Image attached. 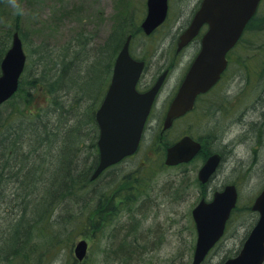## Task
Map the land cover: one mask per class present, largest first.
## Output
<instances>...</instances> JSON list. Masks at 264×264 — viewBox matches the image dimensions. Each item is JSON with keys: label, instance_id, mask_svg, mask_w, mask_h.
<instances>
[{"label": "rangeland", "instance_id": "1", "mask_svg": "<svg viewBox=\"0 0 264 264\" xmlns=\"http://www.w3.org/2000/svg\"><path fill=\"white\" fill-rule=\"evenodd\" d=\"M198 1L170 0L166 24L151 37L145 38L137 32V36H132L130 42L131 53L148 62L140 87L153 84L165 69L168 76L149 116L137 154L109 171L94 185L100 187L103 193H108L116 187L117 174H121V178H125L126 174L134 178V173L139 170L148 179L147 183L140 185L139 194L133 196L134 202L117 214L107 212V200H103V226L96 233L91 230L83 232L84 225H80L81 228L77 226V236L73 244H69L72 246L70 251L67 247L58 252L51 251L53 256L39 264H192L196 234L191 210L201 196V188L195 181L203 160L196 158L177 168H160V161L164 160L165 141L162 139L156 147L152 145V141L158 138L170 92L180 83L193 56V52L187 50L175 58L173 48L174 37ZM145 2L146 0H0V34L7 28L18 26L25 35L26 45L30 47L41 43L54 64L65 52L74 56L75 46L66 49L72 39H80L82 32L87 34L90 43L102 45L113 27L125 16L128 17V26L132 24L129 22L132 20L141 23L146 11ZM261 3L258 17L264 24V0ZM124 28L129 30L125 25ZM254 30L255 28L251 31ZM230 58L231 62H236L235 55L231 54ZM91 65L89 63L87 67ZM236 78L237 75L229 72L219 87L204 98L207 100L210 96L216 97L218 102H223L230 110L228 113L226 108L223 114L216 115V129L222 130V135L224 128L225 131L223 138L215 139L211 145L217 150L229 149L231 154L222 162L208 190L224 183L235 184L238 203L224 236L202 264H220L225 256L239 250L246 230L255 219L249 207L264 185V84H260L256 92L251 89L252 84L248 86ZM90 95L91 99L94 98L96 91L90 92ZM90 102H85L81 108L85 106L86 109ZM239 102L246 106L236 108ZM231 106L238 111H231ZM31 109L34 106L29 108ZM247 123L259 128L258 136L254 135L255 131H251V128L249 136L243 135V129L249 128ZM198 126H202L200 122L180 120L175 123L169 136L179 137L189 127H194L195 133L203 135L205 131ZM226 144L229 147L227 145L224 148ZM109 179L115 181L106 185ZM86 202L87 200L78 202V205H89V212L94 202ZM78 205L59 208L57 214L61 222H57V229L64 231L66 224L73 225L69 224L73 221L71 214L81 213L76 207ZM65 237L66 235L62 238L66 242ZM79 240L88 244L86 256L81 261H77L73 254L74 244ZM128 244L133 248L128 249Z\"/></svg>", "mask_w": 264, "mask_h": 264}, {"label": "trees", "instance_id": "2", "mask_svg": "<svg viewBox=\"0 0 264 264\" xmlns=\"http://www.w3.org/2000/svg\"><path fill=\"white\" fill-rule=\"evenodd\" d=\"M258 16L259 10L233 48L236 62L230 60L224 75L225 78L229 72L234 73L243 84H252L251 89L256 92L260 84H264V24ZM129 22L132 23L130 26L126 16L118 22L103 46L90 43L87 34L82 32L80 39H72L66 49L75 46L74 56L65 52L54 64L41 43L26 45L25 35L18 26L0 34V62L15 31L28 55L17 92L0 106V264H39L53 256L51 251L58 252L65 247L70 251L72 246L69 244H73L77 236V226L84 225L83 232L91 230L95 233L103 226V200H107L106 211L117 214L134 202L133 196L139 194L140 185L147 183L148 179L139 173L140 170L134 173V178L127 174L121 178V174H117L116 187L103 193L94 183L119 164L104 171L97 180H90L98 162L95 111L105 94L115 58L126 37L137 36V32L143 36L140 23ZM124 25L129 30L126 31ZM89 63L92 65L87 67ZM86 90L88 93H84ZM95 91L96 96L91 99L90 92ZM206 96L200 97L195 108L180 120L200 122L202 126L198 127L207 132V138L195 133L194 127L184 130L180 136L188 134L198 140L223 138L225 128L223 135L220 134L222 130L216 129L214 122L216 115L223 114L227 105L218 102L216 97L205 100ZM85 102H90L88 107L81 108ZM241 105L246 106L239 102L236 108ZM32 106L34 109L29 110ZM232 108L231 111H235L236 108ZM173 128L158 133L152 145L156 147L164 139L166 149L174 143L180 136H169ZM209 153L202 149L197 158L203 160ZM159 167L165 168L163 160ZM114 181L109 179L106 185ZM195 184L201 188L204 197L203 187L196 181ZM86 200L89 204L94 202L89 212V205H78ZM71 204L78 205L81 212L71 214L73 221L69 224L74 226L66 224L64 231L57 229V222H61L57 211ZM248 232L249 229L243 240ZM64 235L66 242L62 238ZM132 248L128 244V249Z\"/></svg>", "mask_w": 264, "mask_h": 264}, {"label": "water", "instance_id": "3", "mask_svg": "<svg viewBox=\"0 0 264 264\" xmlns=\"http://www.w3.org/2000/svg\"><path fill=\"white\" fill-rule=\"evenodd\" d=\"M261 0H202L188 28L178 38L177 51L186 46L206 24L207 32L201 40V50L190 65L177 93L167 109L163 130L173 121L191 111L196 97L207 92L220 78L226 67L225 55L239 40L248 21L255 14ZM146 16L141 28L146 35L161 25L167 16L168 0H147ZM128 37L118 53L106 94L95 113L99 135L97 140L98 164L90 179H96L105 169L134 154L139 146L143 128L154 99L163 84L166 72L161 74L146 92L136 90L144 62L136 61L129 54ZM26 56L22 42L15 32L11 47L0 63V105L10 99L18 89L19 78ZM201 150L200 144L189 136L166 149L167 166L188 163ZM221 163L219 154L207 157L197 173L205 184ZM237 201L234 185H227L213 194L209 202L203 199L192 210L197 241L193 263L200 264L210 248L222 236L225 223ZM251 210L258 219L245 239L241 250L224 264H262L264 262V187L253 201ZM87 244L79 241L74 247L75 257L82 260Z\"/></svg>", "mask_w": 264, "mask_h": 264}, {"label": "bare ground", "instance_id": "4", "mask_svg": "<svg viewBox=\"0 0 264 264\" xmlns=\"http://www.w3.org/2000/svg\"><path fill=\"white\" fill-rule=\"evenodd\" d=\"M254 124H249V123H247L246 124V126H249V128L247 129V127L245 128V129H243V135H245V136H249L250 135V128H251V131L253 130V131H255V133H254V135L255 136H258L259 135V128H256L255 127V125L253 126ZM207 132H204L203 133V136L205 137V138H207ZM215 139H207V140H205V139H200V140H198V139H196V142H198L199 144H200V147H201V149H205V150H207L208 152H210L209 154L211 155V154H214V153H218L219 155H220V157H221V160L222 161H225V159L227 158V156L229 155V154H231V150H229V149H225V150H217L216 148H214L212 145H211V142L212 141H214ZM209 184L210 183H208V184H205V185H202V187H203V193H205L204 194V197L205 198H208V197H210V196H212L214 193H216V192H218L221 188H223V184L220 186V187H214V188H211V190L209 191L208 190V187H209ZM248 230H246V232H247ZM248 235V234H247Z\"/></svg>", "mask_w": 264, "mask_h": 264}, {"label": "flooded vegetation", "instance_id": "5", "mask_svg": "<svg viewBox=\"0 0 264 264\" xmlns=\"http://www.w3.org/2000/svg\"><path fill=\"white\" fill-rule=\"evenodd\" d=\"M200 1L201 0H199L197 3H196V5H197V7L200 5ZM190 23V22H189ZM189 25V24H188ZM187 27V26H186ZM206 30V28H204V29H202V33H201V35L204 33V31ZM176 43V42H175ZM200 47H201V40H200V38H197V39H194L187 47H185L180 53H177L176 52V50H175V53H173V56L174 57H177L178 56V54H181V53H183L184 51H187V50H190L191 52H193V56H192V58H191V62L193 61V59L197 56V54L199 53V51H200ZM191 62H189V64L191 63ZM188 67H189V65H188ZM187 67V68H188ZM187 70V69H186ZM152 85V84H151ZM151 85H149V86H145V87H143L140 91H146L147 89H149L150 88V86ZM179 85L180 84H177L176 86H175V89H174V91H171L170 93V96H169V101H168V104H167V107H166V109H165V111H164V115H165V113H166V110H167V108H168V105H169V103H170V101L172 100V98L174 97V95H175V93H176V91H177V88L179 87ZM163 86H164V84H162V87H161V89H160V91H159V93H158V96H157V98H156V101L158 100V98H159V94H160V92H161V90H162V88H163ZM216 88L217 87H219V84H217L216 86H215ZM215 88V89H216ZM213 90V89H212ZM211 92V91H210ZM205 96V95H204ZM226 99H227V97H225ZM224 98V99H225ZM146 127H147V125H146ZM147 129V128H146ZM211 182V181H210ZM209 182V183H210ZM225 257H227V256H225ZM224 257V258H225ZM223 258V259H224ZM221 262V261H220ZM219 262V263H220Z\"/></svg>", "mask_w": 264, "mask_h": 264}]
</instances>
